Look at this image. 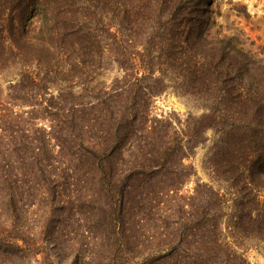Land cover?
I'll use <instances>...</instances> for the list:
<instances>
[{"label":"trees","instance_id":"16d2710c","mask_svg":"<svg viewBox=\"0 0 264 264\" xmlns=\"http://www.w3.org/2000/svg\"><path fill=\"white\" fill-rule=\"evenodd\" d=\"M213 1L0 0L6 96L41 110L20 126L0 99V196L17 210L25 194L41 218L38 236L1 231L0 259L249 264L244 241L264 243V59L210 33ZM166 87L201 110L184 130L149 115ZM207 129L218 186L183 194ZM144 222L154 254L137 248Z\"/></svg>","mask_w":264,"mask_h":264},{"label":"rangeland","instance_id":"374dc122","mask_svg":"<svg viewBox=\"0 0 264 264\" xmlns=\"http://www.w3.org/2000/svg\"><path fill=\"white\" fill-rule=\"evenodd\" d=\"M213 10L212 18L214 23L210 27V33L219 36L233 38L236 45L240 48L250 51L258 58L264 59V0H214L211 4ZM36 19H34L35 21ZM216 35V34H215ZM116 64L113 61L109 62L108 69L105 70L103 77L106 82H109L113 76L117 74ZM2 79V80H1ZM7 76L6 74L0 77V99L1 102L8 107V110L17 112L20 117L15 116L16 122L21 126L22 122L27 120L29 111L33 110V114H40V107L32 108L27 103L20 104L18 101H10L6 96L7 92ZM10 103V104H9ZM27 111V114L25 113ZM32 113V112H31ZM30 113V115H31ZM201 110L197 108L190 100L175 92L171 87H166L162 92L155 94L151 98L149 115L152 118L170 120L172 125L178 131L184 130V119L188 114L197 117ZM37 116V115H36ZM34 129L39 132L43 126V119H32ZM39 136V134H37ZM202 143H198L192 148L190 153L184 159L185 164L192 166L194 175L186 182L182 188L183 194H189L195 184V181H201L212 184L217 188L218 184L210 177L209 169L206 166V158L209 154L211 144L213 142L214 133L211 129H207ZM17 201V210H9L6 206V199L0 196V232L1 234H20L19 230L23 228L27 233L32 232L39 235L41 218H34L37 215V208L23 204L27 197ZM15 206V208H16ZM40 212V210L38 211ZM135 218L139 215L135 211ZM131 217V216H130ZM19 228V230H18ZM61 231L58 232V235ZM139 244L138 249L153 250L154 254V227L151 222H144L140 232H134ZM143 234V235H142ZM60 239V236H58ZM92 241V238H89ZM20 242V241H19ZM86 242L82 243L83 248L88 249ZM243 253L249 264H264V243L256 240H246L243 243ZM1 253V252H0ZM81 256L82 253L80 252ZM42 254L39 253L36 257L28 256L24 261L17 259L15 264H41ZM139 260V259H138ZM133 260L134 262L139 261ZM5 258L0 259V264H8ZM154 262V258L150 260Z\"/></svg>","mask_w":264,"mask_h":264}]
</instances>
